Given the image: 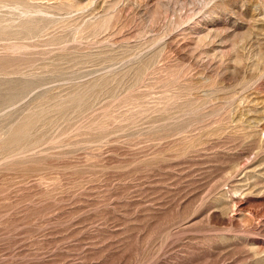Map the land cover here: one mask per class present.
Wrapping results in <instances>:
<instances>
[{"label":"rangeland","instance_id":"1","mask_svg":"<svg viewBox=\"0 0 264 264\" xmlns=\"http://www.w3.org/2000/svg\"><path fill=\"white\" fill-rule=\"evenodd\" d=\"M0 264H264V0H0Z\"/></svg>","mask_w":264,"mask_h":264},{"label":"bare ground","instance_id":"2","mask_svg":"<svg viewBox=\"0 0 264 264\" xmlns=\"http://www.w3.org/2000/svg\"><path fill=\"white\" fill-rule=\"evenodd\" d=\"M26 30H35L36 29V25H31L29 27H25Z\"/></svg>","mask_w":264,"mask_h":264}]
</instances>
